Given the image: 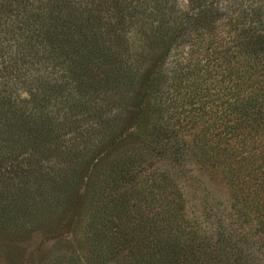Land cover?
Here are the masks:
<instances>
[{
    "label": "trees",
    "instance_id": "trees-1",
    "mask_svg": "<svg viewBox=\"0 0 264 264\" xmlns=\"http://www.w3.org/2000/svg\"><path fill=\"white\" fill-rule=\"evenodd\" d=\"M25 2L0 0V178L18 175L0 180L17 192L0 191V230L38 219L39 206L40 221H48L73 199L85 218L86 253H62L48 264H264V0H188L185 11L159 10L150 0L79 3L81 28L103 25L120 42L144 25L143 46L158 55L140 96L151 94L147 122L136 117L123 137L109 128L111 138L91 157L62 145L18 97L19 76L45 78L53 67L47 57L61 63L60 54L74 51L60 44L76 41L61 36L63 18L49 26L42 11L18 14ZM223 9L233 15L217 33ZM143 63L138 56L116 61V105L131 94ZM62 68L70 90L71 67ZM146 151L153 168L145 166ZM190 165L222 180L231 198L232 212L210 235L188 212Z\"/></svg>",
    "mask_w": 264,
    "mask_h": 264
},
{
    "label": "rangeland",
    "instance_id": "rangeland-1",
    "mask_svg": "<svg viewBox=\"0 0 264 264\" xmlns=\"http://www.w3.org/2000/svg\"><path fill=\"white\" fill-rule=\"evenodd\" d=\"M86 1L89 0H26L21 8H16L20 15L42 11L49 26L54 24V19L50 18L57 16L65 19L66 22L60 23L64 25L60 27L61 36L66 37L67 34L69 35L67 39L71 37L76 40L60 44L63 49L74 51L72 55L60 54L61 63L58 64V61L54 60L58 57H54V54L47 57L46 61L53 67L47 70L45 78L41 79L34 71L28 72L25 77L19 76L21 84L18 97L27 112L35 115L39 121L46 120L49 123L47 125L54 130V137L62 145H72L73 150L85 157H91L97 156L99 143L111 138L110 133L109 136L106 134L109 128L115 133L120 132L123 137L132 129L130 125L136 117L139 118L137 123L141 126L147 122L151 94L145 95L143 99L140 96L147 93L146 86L151 84V79L149 78L147 82V77L154 73L158 55L154 48L143 46L146 40L144 33L148 30L144 25L130 28L120 42L110 37L103 25L97 24L96 27L85 25L81 28L78 21L84 17L86 11L79 3ZM150 1L159 10L174 8L185 11L190 8L188 0ZM219 1L216 0V3ZM231 8L237 7L232 5ZM232 15L230 9L222 10L216 28L217 33L225 30L221 28L229 24ZM60 50L62 49L58 48L57 51ZM136 56L141 61L144 59L139 76L134 82L131 94H128L123 104L120 102L121 104L116 105L121 92L118 93L116 82L114 85L112 83V75L116 73L114 65L117 60L135 59ZM71 64H74V67ZM119 65L120 62H117L116 67ZM62 67H71L74 78L70 90L64 87L62 80L65 71ZM187 107L188 105L183 106L184 109ZM151 152L146 151L144 155L146 167L148 165L151 167L154 161ZM50 157L52 163L55 161L60 164L59 158ZM90 167L91 164H85L87 171H91ZM188 168H193L195 172V174L189 172L190 177L184 179L188 212L202 223L210 235V230L218 224L219 219H222L225 213L232 212L229 208L231 198L226 185L218 177L210 180L195 166L190 165ZM4 175L0 180L13 181L18 177L17 174L10 172ZM31 180L32 177L29 181ZM9 187L6 188L0 183V191L8 190L11 194H17ZM85 190L84 186L78 187L77 194L82 195ZM78 201L80 200L72 199L63 211L54 213L45 222L40 221L43 210L39 206L34 209L38 210L35 212L38 217L34 218L35 221L28 219L26 225L19 228L9 223L8 229L0 230V264H48L50 259L62 253L85 254L87 249L83 229L85 218L82 214L77 215ZM232 218L235 219V216L232 215Z\"/></svg>",
    "mask_w": 264,
    "mask_h": 264
}]
</instances>
